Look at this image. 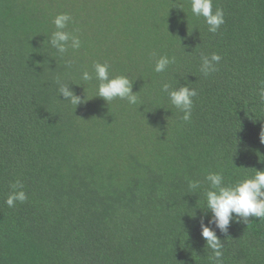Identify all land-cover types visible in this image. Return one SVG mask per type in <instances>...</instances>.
I'll return each mask as SVG.
<instances>
[{"label":"trees","instance_id":"obj_1","mask_svg":"<svg viewBox=\"0 0 264 264\" xmlns=\"http://www.w3.org/2000/svg\"><path fill=\"white\" fill-rule=\"evenodd\" d=\"M217 7L213 34L190 0H0V264H214L205 177L234 185L264 170V0ZM61 13L81 41L63 56L48 42ZM164 55L175 62L156 73ZM96 62L132 80L135 105L96 97ZM165 83L197 90L189 122ZM17 181L28 198L8 207ZM216 232L223 264H264V220Z\"/></svg>","mask_w":264,"mask_h":264},{"label":"clouds","instance_id":"obj_2","mask_svg":"<svg viewBox=\"0 0 264 264\" xmlns=\"http://www.w3.org/2000/svg\"><path fill=\"white\" fill-rule=\"evenodd\" d=\"M190 7L193 16L204 19L210 33H217L225 23L224 11L218 7L214 11L213 0H190ZM70 21L71 16L67 13L58 14L53 19L56 30L51 34L48 42L61 56L67 53L69 48L78 50L81 47L79 37L65 31ZM221 59L222 57L216 53L211 56L202 55L200 72L207 77L217 71L216 66ZM174 62V57L170 59L166 55L160 56L155 62L154 71L156 73L165 72ZM93 70L95 79L99 81L96 97L102 98L107 104L117 99L126 100L130 105L137 103L138 95L133 92L134 83L128 76L110 77L107 63L96 62L93 64ZM80 78L88 82L93 79V76L88 71H84ZM161 91L167 93L171 105L183 113L181 119L189 122L192 116L193 98L197 96V90L188 86L172 89L169 84L165 83ZM59 93L75 108L86 102V98L82 100L69 85L60 84ZM258 96L264 103V86L259 88ZM259 139L260 143L264 144V130L261 131ZM205 179L209 184V189L205 192L207 211L200 219L201 236L206 242L205 247L212 252L210 259L214 264H223V244L216 230L228 237V229L232 223L247 225L250 218L264 220V170H255L254 176L234 185H225L223 175L218 172H210ZM11 187L12 192L5 200L6 205L15 207L16 203L26 202L28 197L23 191V185L17 181ZM189 187L197 189L200 187V182L191 181Z\"/></svg>","mask_w":264,"mask_h":264}]
</instances>
